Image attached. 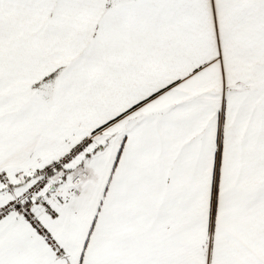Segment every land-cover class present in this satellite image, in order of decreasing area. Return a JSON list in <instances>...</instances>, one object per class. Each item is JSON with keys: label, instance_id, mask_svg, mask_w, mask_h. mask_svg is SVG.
<instances>
[{"label": "snow or ice", "instance_id": "obj_1", "mask_svg": "<svg viewBox=\"0 0 264 264\" xmlns=\"http://www.w3.org/2000/svg\"><path fill=\"white\" fill-rule=\"evenodd\" d=\"M0 264H264V0H0Z\"/></svg>", "mask_w": 264, "mask_h": 264}]
</instances>
